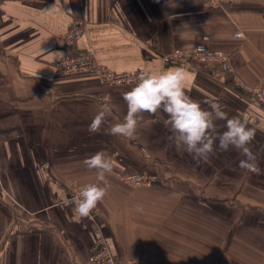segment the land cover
<instances>
[{
  "label": "crops",
  "instance_id": "obj_1",
  "mask_svg": "<svg viewBox=\"0 0 264 264\" xmlns=\"http://www.w3.org/2000/svg\"><path fill=\"white\" fill-rule=\"evenodd\" d=\"M73 23L85 32L68 49ZM204 37L229 57L230 74L165 58ZM87 52L114 74L182 67L186 92L202 107L210 99L251 127L264 124V106L234 85L264 87V0L0 1V264H88L99 238L119 261L264 264V154L260 174L238 167L236 149L197 164L170 143L163 112L144 113L133 140L112 135L127 113L122 94L135 85L59 73L60 60ZM105 103L107 122L90 133ZM260 145L257 127L254 150ZM97 152L114 165L108 192L94 215L75 222L73 206L60 201L73 182L101 183L84 164ZM134 174L153 180L135 188L123 180Z\"/></svg>",
  "mask_w": 264,
  "mask_h": 264
},
{
  "label": "clouds",
  "instance_id": "obj_2",
  "mask_svg": "<svg viewBox=\"0 0 264 264\" xmlns=\"http://www.w3.org/2000/svg\"><path fill=\"white\" fill-rule=\"evenodd\" d=\"M196 51L202 53L205 50L199 47ZM50 54L56 59L64 55L62 52ZM122 99L127 105V113L122 122L110 126L112 135L133 140L144 113L154 115L163 112L167 117L164 123L172 133L168 138L170 143L177 148L183 147L197 164L206 162L217 151L236 149L243 156L238 163L241 170L261 173L257 161L264 154V145L254 150L253 141L257 127L264 131V124L251 127L247 119L239 115L229 116L219 102L210 99L204 101L208 105L207 109L202 107L201 102L186 92L184 68L142 72L135 86L122 94ZM109 114L110 107L105 103L88 125V131L99 133ZM217 121H224L223 130ZM84 164L96 170L97 181L103 186L101 183L85 185L79 190V195L73 197L71 203L75 222L90 217L97 204L105 198L109 187L106 174H111L114 168L112 161L103 152L93 154Z\"/></svg>",
  "mask_w": 264,
  "mask_h": 264
},
{
  "label": "built area",
  "instance_id": "obj_3",
  "mask_svg": "<svg viewBox=\"0 0 264 264\" xmlns=\"http://www.w3.org/2000/svg\"><path fill=\"white\" fill-rule=\"evenodd\" d=\"M5 1V0H0ZM240 0H210V3L213 5H223L230 3H238ZM85 32V26L81 23H73L66 31L63 39L64 46L68 49L73 48L76 44L77 39H79ZM239 34V35H238ZM240 33H235L234 38H238ZM207 37L202 38V43L198 44L192 49H174L170 54L165 58L174 61H184L185 63H192L200 67H208L210 65H216L219 69L224 71L226 74L232 72L230 65V60L227 55H224L221 52L211 51L207 46ZM199 47L204 48V52H197L196 49ZM57 70L62 75H74L80 73L93 72L102 76L106 81L111 84H132L137 83V77L143 71H136L131 73H120L114 74L103 70L94 60L91 52L87 53H73L72 55L60 60L57 63ZM235 87L239 89L246 97L254 101L255 104L264 106V87H248L243 85L241 82H236ZM124 182L133 187H142L147 186L152 182V177L147 175H127L123 178ZM88 184H78L71 183L70 192L66 197H64L60 204L66 207L73 206L71 203L73 197L79 195V190ZM96 209V208H95ZM95 209L92 211L91 215L95 214ZM88 264H145L144 259H128L125 261H119L112 254L109 246L104 239L99 238L96 243L92 246L91 251L88 255L87 261Z\"/></svg>",
  "mask_w": 264,
  "mask_h": 264
}]
</instances>
